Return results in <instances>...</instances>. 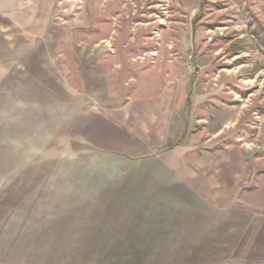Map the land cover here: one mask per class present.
I'll return each instance as SVG.
<instances>
[{
  "label": "rangeland",
  "instance_id": "374dc122",
  "mask_svg": "<svg viewBox=\"0 0 264 264\" xmlns=\"http://www.w3.org/2000/svg\"><path fill=\"white\" fill-rule=\"evenodd\" d=\"M130 87L210 186L109 125ZM211 205L264 222V0H0V264H188L138 229Z\"/></svg>",
  "mask_w": 264,
  "mask_h": 264
},
{
  "label": "crops",
  "instance_id": "0c3cea01",
  "mask_svg": "<svg viewBox=\"0 0 264 264\" xmlns=\"http://www.w3.org/2000/svg\"><path fill=\"white\" fill-rule=\"evenodd\" d=\"M128 90L120 108L115 112L108 109V115L113 119L109 120V125L120 130L128 140L139 142L144 150L151 151L147 157H153L157 167L169 172L159 179L166 185L169 183L168 187L174 185L194 194L202 187L210 186L212 182L208 176L189 172V163L182 158L178 148L153 154L154 150L163 149L165 143L164 137L160 136L159 141L153 136L161 133L162 106L157 98L141 97L139 91H132L131 87ZM139 126L143 131H137ZM139 133H144L143 138ZM215 207L210 209L218 217L213 222H163L154 227L139 228V235H142L141 230H151L154 244L183 247L180 252L188 264H264V222L258 219L244 227L229 223L226 211L216 212L218 208Z\"/></svg>",
  "mask_w": 264,
  "mask_h": 264
}]
</instances>
